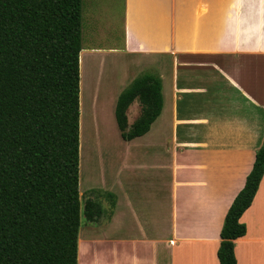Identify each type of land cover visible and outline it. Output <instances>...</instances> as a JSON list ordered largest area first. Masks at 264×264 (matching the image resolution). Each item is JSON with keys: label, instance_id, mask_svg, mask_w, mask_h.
<instances>
[{"label": "crops", "instance_id": "crops-1", "mask_svg": "<svg viewBox=\"0 0 264 264\" xmlns=\"http://www.w3.org/2000/svg\"><path fill=\"white\" fill-rule=\"evenodd\" d=\"M92 22L88 11V32ZM83 35L82 9L79 110L99 137L116 124L117 97L140 72L156 73L162 85L161 111L144 134L125 140L117 127L120 137L87 141V151L116 147L105 152L120 162L114 178L79 190L116 193L109 221L85 226L84 242L97 231L96 240L115 243L94 264H219L225 214L264 140V0H123L118 37L103 32V43L85 46ZM135 102L127 114L140 110ZM145 165L161 197L157 218L144 223L136 212L129 218L130 194L123 201L115 188L131 191ZM89 168L87 161V183ZM121 205L128 210L116 216ZM239 220L246 232L234 240L236 264H264V173ZM124 242L133 248H118Z\"/></svg>", "mask_w": 264, "mask_h": 264}, {"label": "trees", "instance_id": "trees-1", "mask_svg": "<svg viewBox=\"0 0 264 264\" xmlns=\"http://www.w3.org/2000/svg\"><path fill=\"white\" fill-rule=\"evenodd\" d=\"M83 0H0V264H78L81 213L102 219L91 189L79 192V54ZM140 110L129 123L128 108ZM162 108L160 77L140 72L118 95L114 115L125 140L144 134ZM264 173V140L220 231L219 264H236L240 216Z\"/></svg>", "mask_w": 264, "mask_h": 264}, {"label": "rangeland", "instance_id": "rangeland-1", "mask_svg": "<svg viewBox=\"0 0 264 264\" xmlns=\"http://www.w3.org/2000/svg\"><path fill=\"white\" fill-rule=\"evenodd\" d=\"M90 12L92 14V25L90 31L88 32L87 23H86V12ZM122 12H123V0H83V20H84V45H94L101 44L104 40L101 38L103 32L111 33L113 37H118L122 31ZM81 101L83 102V97L81 96ZM134 105H138V102H135ZM134 106L128 112V121L131 122L134 119L135 114H137L138 110H134ZM79 190L81 193L87 190V188H97L99 186V178L100 176L106 177H115L116 171L119 170V161L118 158L113 154L112 157L108 156L105 152L106 149H116V147H106L101 146V151H98V147L96 145H92L88 147L89 151H87V141H95L96 138L99 137L97 135V131L93 127V122L85 124V114L83 112L82 106L80 111L79 118ZM101 139H114L116 137H120L119 131L117 129L116 124L107 125L106 129H99ZM94 143V142H93ZM91 144V143H90ZM119 149V147H117ZM107 157L110 162H105ZM141 160L143 159L140 158ZM90 163V181L87 183L85 180L84 174V166L87 163ZM145 162V158L143 159ZM84 165V166H83ZM137 175L139 178V182L135 185L133 183L132 190L120 191L118 187L115 188L118 196L125 201V194H130L131 197V206L133 205L134 210L133 213L128 209H125L124 206L121 205L117 210L116 216L123 210L127 211V215L130 218V213L135 216V212L138 215L139 221L145 223V221L151 220L153 218H157L159 212L157 207H154L155 202H158L156 198H160L161 195L154 196V190L150 184V173L147 169L146 165L141 166L137 169ZM121 178V176H119ZM101 188V187H100ZM103 189V188H102ZM115 193L114 191H111ZM166 193V191L162 192V196ZM116 194V193H115ZM92 195V193L85 192V197ZM84 196L81 194L80 202H81V211L84 203ZM102 207L104 208V214L102 215V219H100L97 223L88 222L83 214L81 213V224L79 229V239L82 241L78 243V264H94L95 255H99L100 251L104 250H113L115 248V243L111 241H98L96 240L100 233L97 231H91L88 236V241L84 242L83 240L86 238L85 226H90L94 228L95 226L98 228L105 221H109V217L107 214V210L110 207L109 201L105 198H98ZM109 206V207H108ZM161 215L164 212L167 214V209L160 208ZM166 218V217H165ZM115 221V217H114ZM114 221L111 223L113 224ZM134 221V219H133ZM115 224V223H114ZM134 233V231H133ZM127 248L132 249L131 242L118 243V248Z\"/></svg>", "mask_w": 264, "mask_h": 264}, {"label": "bare ground", "instance_id": "bare-ground-1", "mask_svg": "<svg viewBox=\"0 0 264 264\" xmlns=\"http://www.w3.org/2000/svg\"><path fill=\"white\" fill-rule=\"evenodd\" d=\"M263 226V225H262Z\"/></svg>", "mask_w": 264, "mask_h": 264}]
</instances>
